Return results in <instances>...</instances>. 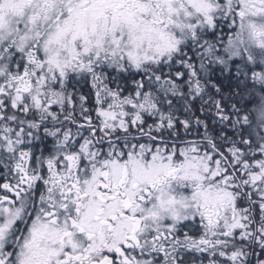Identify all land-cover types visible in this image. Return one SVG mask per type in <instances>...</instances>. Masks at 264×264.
Here are the masks:
<instances>
[{"label":"snow or ice","instance_id":"1","mask_svg":"<svg viewBox=\"0 0 264 264\" xmlns=\"http://www.w3.org/2000/svg\"><path fill=\"white\" fill-rule=\"evenodd\" d=\"M0 264H264V0H0Z\"/></svg>","mask_w":264,"mask_h":264}]
</instances>
